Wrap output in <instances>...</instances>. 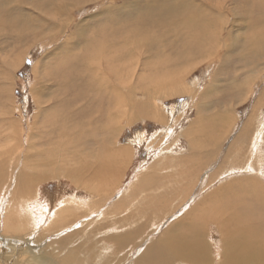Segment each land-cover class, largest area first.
<instances>
[{
  "label": "bare ground",
  "instance_id": "bare-ground-1",
  "mask_svg": "<svg viewBox=\"0 0 264 264\" xmlns=\"http://www.w3.org/2000/svg\"><path fill=\"white\" fill-rule=\"evenodd\" d=\"M90 1L88 0L87 2L90 3ZM94 1L97 2L98 0ZM99 1L101 2L102 0ZM77 4L67 0H34L26 7L34 8V10H42L46 14H49L48 9H50L56 15H59V17H64V19L69 21L70 18L73 19L72 15L75 14L74 12L79 11L81 8L82 4L80 6ZM18 5L21 7L19 0H0V11L8 10L9 6H14L18 10L20 9ZM221 5L219 1L216 2L215 0H170L167 3L159 2L158 0H145L144 2L141 0H127L125 5L120 7L115 5L116 7L109 8V13L113 17L111 19H105L103 24L100 23L102 25L97 31L95 30L96 26H93L91 36L88 35V29H86L85 24L79 25L78 30L81 33L78 37L77 48L94 56V63L89 66L86 65V69L82 72H76V70L82 68L83 63H80L79 68L77 66L75 67V77L85 73L88 75V81L90 83L85 84L82 79H74L75 91L82 96V104L77 106L78 108L76 110L77 119L74 133H70L65 129L69 124H63L54 128V131L60 137L51 138L52 133L50 132L46 133L45 136L42 135V142H47L41 144L35 142L40 135L38 130L52 126L53 115H55V110L58 109L57 104H53L47 107V109L38 107L33 116V122L30 123V126L29 123L26 124L27 129L25 127L21 129L19 120L16 121V118L14 119L15 115H13V111L15 112L16 109L12 110L11 106L3 110L0 109L2 142H10V145H7L5 148V145H2L3 148L0 149V264H264V188L262 186H256L254 187L256 189L252 190L254 192H261L260 194L263 196H260L259 199L255 198L251 193L252 197L258 200L252 201L254 204L259 205L255 206V209L253 205H250V202L225 205H222V203L214 207L209 205V202L206 200H199V202L195 201V204L191 201L189 204L194 205L191 208L189 207L190 209L187 211L185 207L188 201L187 198L180 201L179 204H173L174 201L172 198L164 193L153 197L151 202H148L150 199L146 195V199L142 202L143 207L140 208L138 205L139 208L137 210L140 213L143 210H147V208H151L155 210L154 216H157L156 204L159 205L161 203L159 202L161 197H165L162 199V202L164 199L165 202L159 205L161 206L160 211L166 212L164 209L170 211L168 212L169 215L162 219L163 222L160 221V225L158 224V230L160 229L159 235H154L152 231L154 236L149 238V240L144 236V231L148 228V225L141 224L136 226L139 220L134 221L136 217L132 215L112 218L114 212L108 213V216L111 215L112 219L109 221L110 224L107 227L100 228L91 225L89 224L91 221H87V223L79 222L78 225L74 226L75 229L73 232L71 231L60 235L59 233L62 230L58 231L59 229L66 227L68 224L76 223L80 218L87 216L88 211H73L66 202H63V204L59 205L60 208H58L56 213L48 207L44 209L42 216L36 218L33 217V212L28 205L31 200L37 199L38 194H42L39 192L43 184L57 179V182L61 183L62 178L70 180L77 190L90 189L94 191L96 193L94 197L99 198L100 201L103 198L106 199L103 196L112 195L114 197L116 195L114 189L124 181L123 179L128 166L131 165L134 159V147H140L144 134L141 132L133 133L134 135H131L132 138L127 139L128 141L126 140L127 142L124 145H122L121 140V144L118 143V138L124 131L123 124L128 119L126 118L125 106L139 111L138 113L135 112L136 114H146L148 118L154 120L159 116V110L158 107H153L151 104L156 99L154 98L157 97L156 95L153 98L152 95H148V101H146L148 104L145 105L136 100L135 92L137 90H126L124 92L121 89L122 87L119 88L120 83L116 79L117 77L114 76L108 79L106 77L107 74L102 69L105 60L104 57L100 56V53L103 51L106 53L107 51L121 47L119 54L121 59L126 58L127 55L134 58V53L129 47L141 37L137 25L141 24L142 20L148 19V15L156 11L167 15H174L175 23L181 27L177 38L178 40H182L180 41L182 45H190L188 38L189 29L193 36L196 37H193L194 40L191 43L193 45H197L201 37L204 39V41L202 40V44L204 45L209 43L218 45L222 41L230 39L233 41L231 36L233 32L231 29L226 37L222 38L221 35L228 28L229 21L236 14V11H234L232 16L230 14H224L226 12H221L225 11L224 9L221 11L218 10V8L222 7ZM248 8L250 13H252L251 7ZM248 8H245L247 11H244L242 16H245V18L243 17L245 19L243 21L249 20L250 17L251 21H247L246 26L252 29L253 27H250V24H256L254 20L252 21ZM21 9L23 8L21 7ZM8 12L11 13L10 9ZM31 13L27 15H31ZM238 16L241 15L239 14ZM41 17L44 16L41 15ZM225 18H229V20L226 19L227 21H225ZM38 19L43 29L49 30V28H53V22L46 18V21H41L40 16ZM4 26L6 25H3V28ZM159 26L164 27L165 25L160 24ZM21 28L20 33L11 35L12 33L10 32L11 34L8 37L14 40L20 39L30 29L29 25L26 24ZM106 28L112 38L110 46L101 43L97 39L105 34ZM145 30L148 32V29ZM152 30V27L149 25V32H152ZM244 33V47L240 56L245 61L251 57L258 58V61L261 62L260 69L264 68V28L259 29L255 27L254 33H248L246 29ZM174 46L176 49H179L176 44ZM239 46L241 48L242 45ZM184 47L186 48V46ZM207 47L205 45L200 51L196 48L198 51L188 50V53L180 52V54L183 58L211 54L209 53L210 49ZM78 56H76V60H78ZM26 57L29 58V55L22 53V55L9 63L10 70L6 68L8 73L2 74L3 76H8V83L11 84V73L21 66ZM110 61L115 62L112 59ZM2 67L0 72L5 70ZM121 73L123 71H118L119 77L123 78L120 75ZM124 78L122 86L126 87ZM114 81L119 85H115ZM180 81L182 79L177 80L173 85L171 81L164 83V86L169 87V94L178 95L179 93L186 92V87L182 90H177L176 85ZM65 86V80L57 82L55 84L56 89H53L55 91L54 95L57 92L59 94V91L60 93H65L70 90L65 89ZM36 87L34 88L33 86L34 89L31 90V94L39 100L40 97L38 98V96H44L43 93L45 90L41 86V82L40 87ZM128 89H134V86L130 85ZM144 93L147 95V92ZM8 94L10 96V102H13L11 90ZM54 99H57V97ZM70 99L72 100V98ZM61 104H64V102L61 101ZM73 104L74 102L70 107L62 106L69 108L68 110L73 113ZM199 107L203 106L200 105ZM51 113L54 114L51 115ZM217 113L219 112L217 111ZM217 115L219 119H223L224 121L231 119L230 117L227 118L225 112ZM217 115L215 114L214 116ZM48 116H50L49 119ZM138 117L141 116L138 115ZM137 118L133 120L136 121ZM234 120L236 119L234 118ZM131 121H127L128 124ZM253 122L255 123L251 118L245 127L243 125V132L235 135L237 139L234 141L235 146L238 147V145L249 140L250 147L248 149L254 152L251 153L249 151V158L252 163L254 161L253 159L257 157L261 161L260 155L263 157L261 153H264V118L260 121L261 123H258L255 132L251 134L250 127ZM191 128L188 133H191ZM172 131L169 130V132ZM165 134L167 136L170 135L167 131ZM217 139L215 137L212 140L216 149ZM191 146V153L188 156H182L185 158L182 159L183 162L194 161L196 158L201 160V155L193 152V145L191 144ZM215 155L216 153L213 152L210 155L208 154L207 157L211 159ZM220 155L218 154V157ZM232 157L233 153L228 152L227 160H231ZM149 168L150 170L141 173L136 183H133L132 187L135 193L141 191L146 193L148 188L153 186L156 188L159 187L158 183H161L159 182L160 177H156L155 174L158 168H156V165ZM245 170L255 172L253 164L251 163ZM207 178L209 179V175L206 176ZM254 182L252 181L251 183L256 185ZM242 184H240L241 188L245 190L248 184H245V187ZM62 190L64 191V189ZM221 190L219 189L218 192ZM72 198L70 201L74 204L79 200L77 195H74ZM127 202L129 201L124 200L120 202L119 200V203L125 206ZM145 204L148 207H144ZM125 206L119 207L124 208ZM182 214L184 215L182 216ZM48 215H50V218L53 215V219L50 220L48 218L49 220L47 222ZM74 215L75 220L73 221L72 217ZM182 217L184 218L181 219ZM147 219L150 222L152 221L150 217ZM148 220L145 221L148 222ZM113 230L119 231L118 234L112 233L111 231ZM94 232L100 234V241L95 240V236H93ZM214 236L218 239H214ZM111 245L114 246L112 247ZM139 246L141 247L139 248Z\"/></svg>",
  "mask_w": 264,
  "mask_h": 264
},
{
  "label": "rangeland",
  "instance_id": "rangeland-1",
  "mask_svg": "<svg viewBox=\"0 0 264 264\" xmlns=\"http://www.w3.org/2000/svg\"><path fill=\"white\" fill-rule=\"evenodd\" d=\"M19 1L23 9L18 5L20 8L18 10L14 6H9L11 13L8 12L9 9L0 11V24L2 25H0V64L1 67L3 65L2 69H5L0 72V109L10 108V106L12 110L16 109L15 112L13 111V115H15L14 119L16 118V121L19 120L21 129L23 127L27 129L26 124L29 123L30 126V123L33 122V116L38 107L47 109V107L57 104L58 109L55 110V115H53L52 126L38 130L40 135L35 142L41 144L47 142H42V137L45 136L46 133L51 132V138L60 137V135L54 131V128L59 125L69 124L65 129L70 133H74L76 129V110L78 108L77 106L82 104V96L75 91L74 79H82L85 84L90 82L88 81V75L85 73L75 77V67L77 66V68H79L80 63H83V67L76 70V72H82L86 69V65L89 66L94 63V56L78 50L77 48V43L79 41L78 37L81 33L78 30V26L85 24L86 29H88L87 33L91 36V33H93V26H96L95 30L97 31L105 19H111L113 17V15L109 13V8L115 5H117V7L125 5L127 0H102L101 2L99 0L97 2L91 0L90 3L87 2L88 0H67L74 4L78 2L79 6L82 4L79 11L74 12L75 14L72 15L73 19L70 18L69 21L64 19V17H59V15H56L50 9H48L49 14H46V12L42 10H34V8L31 9L30 7H26L34 0ZM141 1L144 2L145 0ZM158 1L167 3L170 0ZM215 1H219L220 4H222V7L218 8L219 11L224 9L225 11L221 12H226L224 14H230L231 16L234 11H236V14L233 15L229 21L228 28H226L221 35L222 38L226 37L231 29L233 32V35H231L233 41L231 39V41H222V44H216V48H214L216 46L214 43L205 44L208 46L207 48L210 49L209 53L212 55L206 54L183 58L180 52L188 53V50L198 51L199 49L200 51L203 49L205 45L202 44V40L204 41V39L201 37L197 45L191 44L196 37L193 36L189 29L188 38L190 45H182L180 42L182 40H178L177 38L181 27L177 26L175 23L174 15H167L160 11L148 15V19L142 20V23L137 25L141 37L134 41L135 43L129 47L134 53V58L127 55L126 58L121 59L119 55L121 47L107 51L106 53L104 51L100 53V56L104 57L105 60L102 69L107 74L106 77L108 79L114 76L117 77L116 79L120 85L114 81L115 85H119V88L122 87L121 89L124 92H126V90H137V92H135L136 100L145 105L148 104V102H146L148 101V95H152V98L155 95L157 96L154 97L156 99H154L151 104L153 107H158L159 116L154 120L148 118L146 114H136L139 111L125 106L126 118H128L126 120L131 121L132 119V121L129 124L125 121L123 124L124 131L120 134L118 143H120L121 140L122 145H124L128 141L127 139L132 138L131 135L133 133L136 134L141 132L144 134L142 139L143 142L140 147H134V159L131 165L128 166L126 175L123 179L124 181L115 188L116 190L114 189L116 197L112 195L103 196L106 197V199L103 198L104 200L101 199L100 201L99 198L94 197L96 194L94 191L90 189L77 190L75 185L66 178H62L61 183L57 182L58 179L55 181L52 180V182L50 181V183L41 186L39 193L42 194H38L37 199H33L29 202L28 205L33 212V217L38 218L42 216L44 209L48 207H50L51 211L54 210L56 213L58 208H60L59 205L63 204V202H66L73 211H88L87 216L80 218L76 223L68 224L66 227L59 229L58 231L62 230L59 234L63 235L71 231L73 232L75 229L74 226L78 225L79 222L87 223V221H91L89 224L103 228L110 224L109 221L112 218H120L121 216L128 217L132 215L136 217L134 221L139 220L136 226L141 224L148 225V228L145 229V231H147H144V236L149 240L152 236L159 235L160 229L158 230V224L165 216L169 215L168 212L170 211L167 209H164L167 213L160 211L161 206L159 205L165 202V199L162 202V199L165 197H161L159 201L161 203H159V205L156 204L158 217L154 216L155 210L151 208H147V210H143V212L140 213L137 208L143 207L142 202L146 199V195L147 198L150 199L148 202H151L153 197H157V195L164 193L172 198L174 201L173 204H179L180 201L187 198L188 201L185 204L187 211L196 202H199V200H206L209 202V205L214 207L222 203V205H225L241 202H250V205H253L254 209L255 206H259L252 201H258L257 199L263 195L260 194L261 192H254L252 190H255L256 188L254 187L256 186H262L264 188V153H261L263 157L260 155L261 161L259 160L260 158L257 157L253 159L254 161L252 163L249 158V151L251 153L253 151L248 149L250 147L249 140L238 145V147L235 146L234 141L237 139L235 135L243 132L244 127L249 123L251 118L255 121L250 127L251 134L255 132L258 123L264 118V70H262L264 68L260 69L261 62L258 61V58L251 57L245 61L240 56L244 47V32L246 29L248 33H254L255 27L259 29L264 28V0ZM247 6L251 7L252 13H250ZM245 8H248L252 21H255L256 25L250 24V27H253L252 29L246 26L248 23L247 21H251L250 17L249 20L243 21L245 20L243 19L245 16H242V14L244 11H247ZM30 12H32L31 15H27L30 14ZM238 13L241 16H238ZM41 15L53 22L55 28L53 26V28L51 27L49 30L43 29L40 26L41 23L38 22V18L40 16L41 21H46V19L41 17ZM226 19L229 20V18H225V21H227ZM24 24L29 25L30 29L27 33H24L20 39L14 40L8 37L11 33V35L20 33L22 30L21 27ZM160 24H164L165 26L161 27L159 26ZM3 25L8 26H4L3 28ZM149 25L153 29L152 32H149ZM145 29H148V32ZM242 38L243 40H241ZM97 39L107 46H110L112 42L107 28L105 34ZM174 44H176L179 49H176ZM239 45H242L241 48H239ZM184 46H186V48ZM187 47L190 48L188 49ZM196 48L198 49L196 50ZM22 53L28 54L29 58L26 57V61L24 60L22 63L23 65L21 64L16 71L14 70L15 72L13 71L11 73L9 71L12 78L10 84L7 81L8 76H3L2 74L8 73L6 68L10 70L9 63L22 55ZM76 56H78V60H76ZM111 59L115 62H111ZM106 63H108V65H106ZM120 70L123 71L120 75H122L123 78L125 77L124 81L126 87L122 86L123 78L119 77L118 74ZM179 79H182V81L177 83V90H182L186 87V92L179 93L178 95L169 94V87L164 86V83L171 81L173 85ZM63 80L66 81L65 89L70 90L65 93H60L59 91V94L57 92L54 95V90L56 89L55 84ZM39 81L45 91L43 93L44 96H38V98L40 97L38 100L31 94V90L37 88L36 86L40 87ZM129 84L134 86V89H128V86H130ZM10 90L13 102H10L9 99L10 96L8 93ZM144 92H147V95H145ZM182 95L185 96L183 97ZM168 96H170V99ZM55 97H57V99H54ZM70 98H72V100ZM60 99L64 104H61ZM66 99H68V101H66ZM73 102V113L68 110L69 108L63 107H70ZM200 105L203 107H199ZM173 107L176 108L174 109ZM128 111L130 112L128 113ZM217 111L219 113L225 112L227 118H231L229 120L230 122L219 119L217 115L219 113H217ZM52 114L54 113H51V115ZM215 114L217 116H214ZM138 115L141 117L137 118ZM49 118L50 116H48V119ZM136 118L138 121L133 120ZM234 118L236 120H234ZM190 128L191 133H188ZM169 130L173 131L169 132ZM166 131L170 133V135L167 136L165 134ZM1 133L2 129L0 125V149L3 148L2 145H5L4 148L10 145L9 141L2 142ZM215 137L218 138V143L216 145L217 149L212 143ZM191 144L193 145V152L201 155V160L196 158L194 161L183 162L182 159H185L184 157L191 153ZM225 145L228 146L226 147ZM215 149L216 151H214ZM213 152H215L216 155L209 159L207 155ZM228 152L233 153V157L229 161L227 160ZM218 154L221 155L218 157ZM250 163L253 164L255 172L245 170ZM153 165H156V168H158L155 174L156 177H160L159 182L162 184L158 183V188L150 186L151 188H148L147 194L144 193V191L135 193L132 187L133 183L135 184L139 176H141V173L150 170L149 167ZM207 175H209V179H206ZM249 178L251 179L248 181ZM252 181H255L254 183L256 185L251 183ZM240 184H242L243 187L248 185L244 190V188H241ZM62 189H64V191ZM219 189L222 190L218 192ZM227 189L229 190L226 191ZM251 193L257 199L253 198ZM74 195H77L79 199L75 204L70 201L73 199L72 197ZM119 200L120 202L124 200L129 202H127L125 206L120 204ZM191 201H193L192 203L194 204H189ZM49 203L50 205H48ZM102 203L103 205L101 206ZM144 207H148V205L145 204ZM258 211H260V209H258ZM109 212H114L112 218L111 215L108 216ZM183 215L184 214H182V216ZM149 217L152 220L151 222L147 219ZM48 218H50V215L47 216V222L49 220ZM72 218L74 221L75 215ZM183 218L184 217L181 219ZM52 219L53 215L50 220ZM145 220H148V222ZM111 232L118 234L119 231L113 230ZM93 236H95L96 241L101 240L98 232H94ZM213 238L218 239L216 236ZM111 246L113 247L114 245ZM140 247L141 246H139V248Z\"/></svg>",
  "mask_w": 264,
  "mask_h": 264
},
{
  "label": "crops",
  "instance_id": "crops-1",
  "mask_svg": "<svg viewBox=\"0 0 264 264\" xmlns=\"http://www.w3.org/2000/svg\"><path fill=\"white\" fill-rule=\"evenodd\" d=\"M53 189V188H52Z\"/></svg>",
  "mask_w": 264,
  "mask_h": 264
}]
</instances>
